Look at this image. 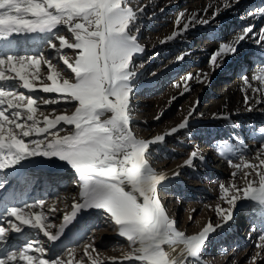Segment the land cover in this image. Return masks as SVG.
<instances>
[{"label": "snow or ice", "instance_id": "6c2138e0", "mask_svg": "<svg viewBox=\"0 0 264 264\" xmlns=\"http://www.w3.org/2000/svg\"><path fill=\"white\" fill-rule=\"evenodd\" d=\"M234 2L239 3V0ZM225 7L230 5L225 3ZM260 14L264 15V9ZM135 20L136 12L129 0H0V42L9 49L14 35L42 33L50 37L47 43L57 52L75 50L74 60L70 61L67 54L60 55L63 64L74 74L75 82L63 78L56 65L43 54L37 57L0 52V170L13 168L34 156L55 157L66 162L79 175L83 202L73 205L72 214L64 217L65 225L81 209L102 210L131 247V251L120 260L110 258L112 264H122V261L198 264L201 250L213 228L209 224L193 236L177 230L175 221L169 218L158 197V186L167 177L157 174L148 159L150 145L163 142L165 135L139 140L130 127L132 80L136 75L133 56L144 51L134 34L138 31L132 27ZM61 25L71 33V39L56 31ZM184 27L187 29L188 25ZM250 34L257 35L252 25L245 26L231 42H222L210 57L211 67H219L225 55L235 54L239 44L250 38ZM176 35L179 33L168 39H174ZM53 41L59 42V48ZM261 42H264V29L258 35L257 43ZM41 62L48 70L43 79ZM187 79L191 80V75ZM253 79L260 84L253 90L264 96V67ZM7 81H18V87L29 92L35 91V82L40 81L41 91L56 93L60 97L43 98L42 104L55 105L63 101L72 103L74 110L71 115L67 114V109L62 110L64 114L45 115L38 105L40 98L17 92L13 85L5 87L3 82ZM244 83L253 87L248 77H244ZM185 90H188L186 86ZM187 123L185 118L178 128H185ZM59 125L72 127L63 129ZM178 128H172L167 135L175 133ZM61 131L68 134L61 136ZM260 132L264 137V129ZM33 136L43 139L25 142L26 137ZM196 156L197 152L193 151L191 157ZM262 157L264 139L254 157L258 163L243 156L237 163L229 160L230 166L236 169L232 176L242 172L247 183L243 188L235 183L227 187L221 184V199L229 209L218 207L217 212L225 221L232 219L231 210L238 200L256 202L264 212ZM191 163L190 159L188 164ZM253 173L258 179H249ZM5 182L0 181V189L4 188ZM35 208L43 209V202L6 207L0 215V264H84L83 258L76 259L74 250L68 251L67 260L46 259L43 244L31 238L15 249L8 246V233H22L24 226L39 230L49 241L60 238L64 225L57 234H52L53 225L47 223L43 210L32 211ZM6 217L14 219L7 220ZM259 240L257 248L264 250V235ZM165 245L172 251L177 245H183L180 257H173L165 250ZM84 257L90 264H104L91 243L84 247ZM257 257L264 259L258 251L252 258L253 264Z\"/></svg>", "mask_w": 264, "mask_h": 264}, {"label": "rangeland", "instance_id": "374dc122", "mask_svg": "<svg viewBox=\"0 0 264 264\" xmlns=\"http://www.w3.org/2000/svg\"><path fill=\"white\" fill-rule=\"evenodd\" d=\"M164 2L166 0H129V5L136 12V20L133 22L132 27L138 29V31H134V34L138 43L145 48L144 52L133 56L136 75L132 80L130 127L134 136L138 139L148 137L152 139L155 136L165 135L164 145L153 146L149 150V164L157 174L167 177L175 171L186 169L182 173V178L178 181L173 180L175 183L171 184L169 189L159 188L158 197L169 218L175 221L177 230L183 232L186 236L198 235L211 224L213 231L208 234L198 264H253L252 258L256 256L258 251H260L261 257H264V250L257 248L260 236L264 235L262 225L264 223V212H262L259 205L250 206L249 202L252 203V201L238 200L236 206L231 210V220L237 217L236 222L228 227L227 224L230 220L225 221L218 214L217 208L229 209V205L221 199V184L227 187L235 183L237 187L243 188L247 183L242 172H238L236 177L232 176L236 169L230 166L229 160L237 163L240 157L243 156L252 163H258L254 157L262 139H264L260 132V129H264V111L257 109L255 113L248 114L247 117H242V115H245L244 112L240 117L232 116L231 118L205 120L202 108L209 103L213 96H216L214 93L218 87L221 85L227 87L234 82H243V77L253 72L254 63L249 61V56L251 54L257 55V52L254 46L250 44L245 47L246 51L242 54L243 57L229 59L223 68L217 69L211 75L209 69H212V67L208 55L203 59L198 58L200 60L197 62H194V59L191 61L186 60L188 56L174 60L179 52L175 46L180 43L176 42L175 45L168 43L162 47L148 46L150 41L156 40L158 42L166 32L172 31L166 30V28H172V18L170 23L166 22L164 25V20L157 18L160 12H157L156 17L152 15L153 11H158V6L167 7V16H174L180 9L177 5L169 4L170 2L169 5L165 6ZM192 2H190V5ZM148 3L153 6L152 11H144V7ZM194 3L198 2L195 1ZM234 12V10H231L228 12L229 18H222L224 24H229L230 28L236 26L235 21L244 18L238 14L239 11ZM222 30L221 28L219 33H214L216 34L215 38L222 39L224 36ZM227 31L225 32L227 33ZM60 34L71 39V33L67 29L61 31ZM204 34L206 36L208 33L204 32ZM200 37L204 39L203 35L198 38ZM53 42L57 46L59 45L58 41ZM49 47L47 40L40 43L37 55L43 53L44 50H48ZM61 54H67L70 61L75 59V50L73 49H63ZM258 54L261 55V53ZM52 63L56 65L63 78L75 82L74 74L63 64L60 55H55V61ZM199 67L203 70L197 71ZM205 74H207L206 78ZM189 75L192 77V86L186 94L181 95V81ZM7 82L16 87L18 85V81ZM45 82L51 83L50 81ZM35 83L37 88H40L39 84ZM15 90L34 98H40L38 105L45 112V115H51L53 112L56 115L64 114L63 109H67V114L71 115L74 110L72 103L62 101L55 105H44L40 102L43 98L60 99L59 94L44 93L43 91L30 94L26 91L22 92L19 87ZM194 106L193 113L189 115ZM238 111L241 112V109H238ZM185 118L191 120L185 128L178 129L171 136L167 135L172 128L178 127ZM249 124L252 125L251 128ZM58 127L70 129L72 126L59 125ZM248 133L251 134L250 138ZM254 135L257 136V139L254 138ZM222 148L227 149L225 151L227 156L235 150H245V152H238L237 156L230 158L225 163L221 161L218 164H204L207 155L215 157L219 155ZM193 151L197 152L195 158L199 161L191 157ZM190 159L192 162L195 161V165L188 164ZM210 169L217 173V176L213 179L209 175ZM245 171L250 170L245 169ZM57 173L62 174L65 179L58 180L56 176L51 181L45 182L37 195L31 194V197L34 196L32 203L41 201L44 203L45 201L54 200L58 194L66 191L64 180H68L66 178L70 176L64 177L63 172ZM249 179L258 178L253 173V176ZM75 193L76 191H73V194ZM39 194L40 196L37 197ZM76 197L79 201L81 200L79 193L76 194ZM88 214L92 215L89 219H83L80 222L81 224H78V229L74 230V236L71 240L61 239L59 246L62 244L64 246L56 250L55 253H53L55 248L48 250L49 260H67L68 251L74 250L77 260L83 258L84 264H90L87 258L84 257V247L89 243L97 250V254L104 260V264H112L110 258H118L131 251L127 239L119 235L118 227L109 221L102 210L89 211ZM251 218L253 219L251 220ZM55 220L56 218L53 219V221ZM235 228L237 230L236 235L232 233ZM29 238L31 237L28 236L27 239ZM13 243L15 242L13 241ZM177 246L183 249V245ZM165 250L169 251L173 257H180L179 251H172L167 245H165ZM122 264H140V262L126 261ZM255 264H264V259L257 257Z\"/></svg>", "mask_w": 264, "mask_h": 264}, {"label": "bare ground", "instance_id": "6f19581e", "mask_svg": "<svg viewBox=\"0 0 264 264\" xmlns=\"http://www.w3.org/2000/svg\"><path fill=\"white\" fill-rule=\"evenodd\" d=\"M195 1L198 3H194ZM190 2H192L191 5H190ZM164 3H165V6L169 4L177 5L179 6L180 9L175 13L174 16H167L166 15L168 11L167 7L158 6V9H157L158 11H155V12L153 11L152 15L153 17L155 15L157 16V12H160L157 18L159 20H164L163 22L164 25L166 24V22L170 23L171 18H172L173 19L172 28L171 27L166 28V30H169V31L172 30V31L168 33L166 32L162 36L160 41L158 42L156 40L150 41L148 46L162 47L163 45H166L168 43H171V45L172 44L175 45L176 42L180 43L177 46H175L179 50V52L174 57V60L179 59V58L182 59L183 57L188 56V58L186 57V60L191 61L192 59H194V62H197L198 60L203 59L207 55L209 56V59H210V57L220 47L222 42H231L232 40L236 38V36L241 32V30L245 26H248V25L253 26V31L257 33L256 36H251L250 34V38H247L245 41H242L239 44L237 48V52L235 54L225 55L223 59L221 60L219 67H216L215 69L213 68L209 69V74L211 75L215 71H217V69L223 68L229 59H232V58L239 59L243 57L242 54L245 53L246 51L245 47L251 44L252 46H254L255 51L257 52V55L251 54L249 56V61L251 63L252 62L254 63L253 65L254 69L252 73L247 74L244 77H248L249 82L253 85V87L252 88L247 87L244 83V80L243 82H240V83L234 82L228 85L227 87L225 84H224L225 85L224 87L221 85L215 90L214 94L216 96H213L210 99L209 103L205 105L204 108H202V113L204 112L205 120H210V119L217 120L223 117H226V118L228 117L231 118L232 116L240 117L241 114L244 112H245V115L244 116L242 115V117H247L248 114L255 113V110L257 109L264 111V96H262L260 92L253 90L254 88L260 87L259 82L255 81L253 77L261 67H264V46H262L264 42L257 43L259 32L261 29H264V15L260 14V10L264 9V0H254V1L253 0H239V3H235L234 0H166V2ZM225 3L229 4L230 7H225ZM152 9H153V6L150 5L149 3L146 4L144 7V11H150V10L152 11ZM231 10H234L235 11L234 13L239 11L238 14L244 17L242 19L240 18L241 19L240 21H235L237 24L235 23L236 26H233V28H230L229 24H224V21H223L224 19H222L223 17L229 18L228 12ZM253 13L255 15H252ZM198 21H207V23H199ZM186 24L188 25L187 29H185L184 27ZM221 28L223 29L222 31H224L223 32L224 36L222 37V39L219 40L215 38L216 34L214 33H219ZM65 29L67 28L61 25V26H58L56 31L60 33L61 31ZM203 31L208 34H206L205 36ZM225 31H227V33ZM175 33H179V35H176L174 39L169 40L168 37L173 36V34ZM202 35L204 39H202V37L200 38L203 41L200 38H198L199 36H202ZM49 38H50L49 36L42 34V33H28L24 35H14L11 38L12 40L11 48L9 49L6 44L1 42L0 52L11 51L19 56H37V57L43 54L45 59H48L54 62L55 55H61V52H57L55 49H52L51 47H49L48 50H44L43 53H41L40 55H37L39 44L48 40ZM57 47L59 48V45ZM258 53H261V55H259ZM40 68H41V77L43 79L48 74L47 65L41 62ZM202 70L203 69L200 67L197 68V71H202ZM36 82L40 85V81H36ZM181 82H182L181 95H184L192 86L191 85L192 82L191 80H188L187 78L183 79ZM4 84L6 87L7 85H10V82H5ZM185 86L188 89L187 91L185 90ZM19 88L22 92L26 91V93L28 92L30 94H34L35 92L41 91L40 88H37L33 92H29L28 90L22 87H19ZM194 109H195V106L190 110L191 113H193ZM238 109H241V112H239ZM189 121L191 120H188V122ZM60 134L61 136H63V135L68 134V132L61 131ZM155 137H153L152 139H154ZM35 138L43 139V137H34V136L26 137L25 142L30 143V141ZM254 138L257 139V136L254 135ZM152 139L148 137L146 139L141 138L139 140L147 141V140H152ZM163 142L152 144L150 145V148H152L153 146L164 145ZM226 150L227 149L225 148L220 149L219 155L215 157L207 155L205 157L204 164H208V163L218 164V162H221V161L225 163V162H228L230 158L237 156L238 152H241V153L245 152V150H241V151L235 150L227 156L225 153ZM218 156H219V159L217 160ZM197 160L199 161V159H196V161ZM190 165L192 166L195 165V161L192 162ZM185 171L186 169H183L182 171L180 170V171L173 172L172 175L167 176V179L163 181L161 185L158 186V189L159 188L169 189L171 187L170 185L175 183L173 182V180L178 181L180 178H182V173H184ZM63 173H64V177L70 176L69 178H66L68 180H64L66 184V188H65L66 191L64 193L58 194V196L54 200L52 199L51 201H48V202L45 201L43 203V209L35 208L32 210L34 212H39L43 210V212L47 216V223H50L51 225H53V227L50 229V232L52 234H56V232L59 230L61 225L65 223L64 217L70 216L72 214L74 210L73 205L83 202L82 198L79 201L76 197V194L78 193L80 194L81 192V187H80L81 180L79 178V175L71 167L68 168L67 170H64ZM209 175L211 176V179H213L217 176V173L213 172V170L210 169ZM56 176L58 180L65 179L62 177V174H59L57 172L50 173L45 170L28 171L26 173L25 178H23L22 181L13 180V185L9 184V186L17 194H13V196H10V192L4 190V188L0 189V202H2L3 205H6L7 207L19 206L23 204H34L32 203L34 196L31 197V194L37 195L38 191H40L43 188L42 186L44 185V183L49 180L51 181V179L56 178ZM10 182L11 181H7V183H10ZM73 191H76V193L73 194ZM39 196L40 194L37 197ZM11 197L13 198V200L9 199ZM35 203H38V202H35ZM53 208L55 209V211L54 212L50 211V209H53ZM4 211L5 209L3 210V212ZM89 211L94 212V211H101V210L81 209L80 211L76 213L74 219H72L71 222L77 219L81 220L82 222L83 219L85 220L87 218ZM3 212L1 213V215L3 214ZM55 218L56 220L53 221V219ZM6 219L12 220L14 218L6 217ZM234 219L228 222L227 224L228 227L229 226L231 227L234 224V222H236L237 217ZM252 219L253 218H251V220ZM109 221H111L110 218H109ZM262 225L264 227V223ZM77 227H78V224L75 225L74 230L78 229ZM15 234H20V237L17 240L14 239ZM28 236H30L33 240L38 241L43 244V246L46 249V256H45L46 259H48V254H49L48 250L55 248L61 243V239L56 240V241H49L48 238L45 237L43 233L40 232L39 230L29 229L27 226H24V232L22 233H15V232L8 233V246L12 249L22 246L23 243L28 238ZM71 239H66V240H71ZM13 241L15 243H13ZM16 241H18V243H16ZM175 251L177 252L179 251V254H180L182 249H180V247L177 246ZM123 256L124 255L118 257V260H120V258H122ZM124 262L126 261H122V263Z\"/></svg>", "mask_w": 264, "mask_h": 264}]
</instances>
